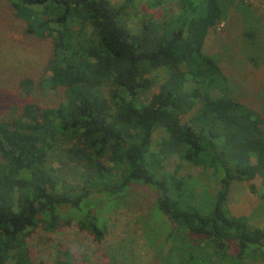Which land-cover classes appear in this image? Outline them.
I'll return each mask as SVG.
<instances>
[{
	"label": "trees",
	"instance_id": "16d2710c",
	"mask_svg": "<svg viewBox=\"0 0 264 264\" xmlns=\"http://www.w3.org/2000/svg\"><path fill=\"white\" fill-rule=\"evenodd\" d=\"M13 2L29 34L52 40L41 78H23L21 91L49 89L60 101L0 120V264H46L28 242L40 222L56 232L75 221L102 241L107 223L94 197L112 205L137 186L156 193L170 222L157 264H264V227L228 206L233 182L264 185V112L204 51L229 2ZM144 5L163 12L134 27ZM161 68L156 83L151 73ZM58 147L71 161L64 170L49 165ZM173 157L212 180L170 169ZM66 254L69 264H90Z\"/></svg>",
	"mask_w": 264,
	"mask_h": 264
},
{
	"label": "rangeland",
	"instance_id": "374dc122",
	"mask_svg": "<svg viewBox=\"0 0 264 264\" xmlns=\"http://www.w3.org/2000/svg\"><path fill=\"white\" fill-rule=\"evenodd\" d=\"M13 1L0 0V120L17 116L29 103L49 107L60 101L58 93L49 89L37 88L29 95L21 91L23 78H41L43 65L52 54V40L29 34L25 21L16 15ZM111 1L119 4L125 0ZM225 1L229 2L225 17L208 34L204 51L218 60L242 100L264 112V0ZM148 11L155 17L163 12L144 5L135 13L132 25L137 27ZM151 76L157 83L166 76V70L156 69ZM163 135L159 129L154 144ZM70 164L64 147H58L49 158V165L57 170ZM167 166H179L180 174L205 178L202 182L212 180L208 172L202 173L201 168L178 157ZM252 184L255 190L250 188ZM94 198L106 218L105 238L94 240L75 221L56 232L46 230L40 222L28 238L34 258L46 264H69L66 252L71 250L90 264H157L170 222L156 207V193L147 186H137L112 205L103 195ZM228 206L233 214L247 215L254 226L264 227L262 180L233 182Z\"/></svg>",
	"mask_w": 264,
	"mask_h": 264
}]
</instances>
